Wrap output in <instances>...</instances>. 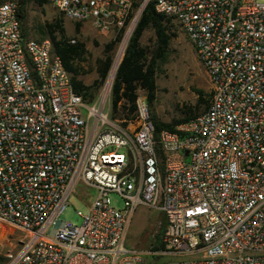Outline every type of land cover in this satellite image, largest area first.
Instances as JSON below:
<instances>
[{
    "label": "built area",
    "instance_id": "built-area-1",
    "mask_svg": "<svg viewBox=\"0 0 264 264\" xmlns=\"http://www.w3.org/2000/svg\"><path fill=\"white\" fill-rule=\"evenodd\" d=\"M41 1L120 46L145 3ZM152 1L211 84L157 138L143 95L136 120H112L111 87L85 99L50 40L22 37L18 3H0V223L23 234L4 264H264V2ZM78 182L95 195L75 224L59 216ZM139 206L163 214L161 248L126 245Z\"/></svg>",
    "mask_w": 264,
    "mask_h": 264
},
{
    "label": "rangeland",
    "instance_id": "rangeland-1",
    "mask_svg": "<svg viewBox=\"0 0 264 264\" xmlns=\"http://www.w3.org/2000/svg\"><path fill=\"white\" fill-rule=\"evenodd\" d=\"M6 1L17 2V0H0V3ZM256 1L264 2V0ZM138 8L133 7L134 10ZM25 9L26 20L23 23V28L28 39L35 41L50 40L46 34L45 27L56 18H61L66 37L74 38L84 44L85 53L81 60L76 61V65L79 69L78 79L87 86H91L95 81H100L101 84L98 86L96 92V95H98L107 84L115 56L120 46V40L108 50L107 46L116 39L113 40L109 37L98 35L88 22L75 23L64 17H59V13L52 5L47 3L39 5L33 0L26 4ZM78 24L79 31L76 32V26ZM169 26V32L172 33L173 36L170 42L167 59L165 63L161 64L156 74L155 98L153 99L151 108L152 112L159 120L171 123L175 120L185 118L188 115L194 116L203 111L210 99L211 84L194 48L189 43L184 33L175 22L169 21ZM131 34L129 35L131 36ZM140 42L148 51L152 50L155 42L153 30L147 29ZM107 56L111 57V66L106 78L100 80L98 76L100 61H105ZM137 93L138 97L143 95L144 101L147 103L145 91L138 88ZM201 97L203 100L200 99ZM204 100H208V102ZM110 106V118L122 124L124 119L119 120L112 117L111 90ZM147 106L150 116V107L148 104ZM189 107L191 111L188 112L187 109ZM105 111H107V108ZM177 124H175V126ZM94 195L95 190L93 188L85 187L82 183L78 182L69 196L67 204L59 218L61 220H69L75 224H80L82 215L87 212L89 203L92 201ZM110 198L113 205L117 207L122 205V201L116 194H111ZM164 221L165 218L160 211L147 208L146 206H139L128 228L125 240L126 245L137 249L147 248L153 241L157 240L158 232L162 231L161 229H163ZM21 238H23L21 231L11 226H3L0 223V258L4 257L5 260H7L9 254L13 253L19 247ZM175 258L176 257H160L158 259ZM4 263L5 261L2 262V264Z\"/></svg>",
    "mask_w": 264,
    "mask_h": 264
},
{
    "label": "trees",
    "instance_id": "trees-1",
    "mask_svg": "<svg viewBox=\"0 0 264 264\" xmlns=\"http://www.w3.org/2000/svg\"><path fill=\"white\" fill-rule=\"evenodd\" d=\"M31 0H17L19 5L18 16L21 24L22 37L28 38L23 28V23L26 20V4ZM39 5L44 4L41 0H33ZM144 0H133V7L138 8ZM141 2V3H140ZM59 17H62L59 14ZM169 21L164 16L156 13L153 1L149 0L142 10L139 19L134 27V30L129 37L126 47L123 52V57L120 60L113 78L111 86V103L112 117L119 120L124 119L122 125H127L128 120L137 119L136 99L138 97L137 89L141 88L146 93V101L150 107V118L154 124V137L157 138L162 129L175 130V124L186 121L193 117L191 115L185 118L175 120L168 123L159 120L152 112V102L155 98L156 91V74L160 69L161 64L165 63L168 55V50L173 34L169 32ZM46 34L49 37L54 52L59 56L65 70L71 75L74 89L81 94L85 99L92 100L96 96L97 88L101 84L100 81H95L91 86L85 85L78 79L79 69L76 61L82 59L85 53L84 44L74 38H67L63 28L61 18H56L52 23L46 25ZM147 29L154 32L155 42L153 49L148 51L141 45V38ZM79 31V24L76 26V32ZM74 39L75 43L70 40ZM119 40L116 38L107 49ZM111 66V57L107 56L105 61H100L98 76L100 80L106 78ZM211 98V92H210ZM203 100V98H200ZM210 100V99H209ZM208 102V100H204ZM209 104V102H208ZM207 104V106H208ZM206 106V107H207ZM187 111H191L189 107ZM159 150V149H158ZM165 227V221L162 231L158 232V238L153 241L155 249L161 248L162 234ZM6 261L4 257L0 258V264Z\"/></svg>",
    "mask_w": 264,
    "mask_h": 264
},
{
    "label": "bare ground",
    "instance_id": "bare-ground-1",
    "mask_svg": "<svg viewBox=\"0 0 264 264\" xmlns=\"http://www.w3.org/2000/svg\"><path fill=\"white\" fill-rule=\"evenodd\" d=\"M130 34V33H129ZM129 36V35H128ZM126 42H127V38L126 40L124 41V43L119 47L118 49V52L115 56V59H114V63H113V66H112V69H111V72H110V75L108 77V80H107V87L111 86L112 84V81H113V78L115 76V72H116V69L118 67V64L120 62V59L122 57V54L124 52V49H125V46H126ZM133 126V123L131 124V127Z\"/></svg>",
    "mask_w": 264,
    "mask_h": 264
},
{
    "label": "water",
    "instance_id": "water-1",
    "mask_svg": "<svg viewBox=\"0 0 264 264\" xmlns=\"http://www.w3.org/2000/svg\"><path fill=\"white\" fill-rule=\"evenodd\" d=\"M147 2H148V0H145V3L143 4V7H142V9L140 11V14H141L142 10L144 9L145 5L147 4ZM140 14H139V16H140Z\"/></svg>",
    "mask_w": 264,
    "mask_h": 264
}]
</instances>
